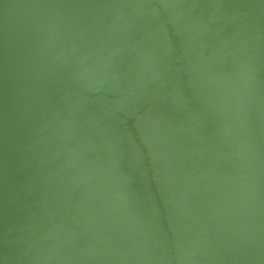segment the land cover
Instances as JSON below:
<instances>
[{
    "label": "water",
    "instance_id": "1",
    "mask_svg": "<svg viewBox=\"0 0 264 264\" xmlns=\"http://www.w3.org/2000/svg\"><path fill=\"white\" fill-rule=\"evenodd\" d=\"M0 264H264V0H0Z\"/></svg>",
    "mask_w": 264,
    "mask_h": 264
}]
</instances>
